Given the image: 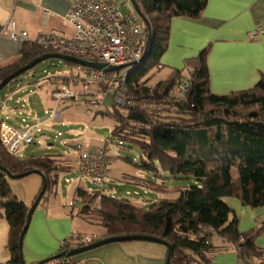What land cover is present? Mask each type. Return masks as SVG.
Returning <instances> with one entry per match:
<instances>
[{
  "label": "trees",
  "instance_id": "obj_1",
  "mask_svg": "<svg viewBox=\"0 0 264 264\" xmlns=\"http://www.w3.org/2000/svg\"><path fill=\"white\" fill-rule=\"evenodd\" d=\"M134 1L146 29L147 51L143 63L128 76L126 87L136 98L155 101L161 109L126 108L113 98L112 109L100 114L114 122L111 134L117 146H137L142 153L135 166L149 179L135 180L134 184L158 194L172 191L177 196L161 197L146 210L122 196L111 198L99 190L88 193L78 186L75 197L82 204L81 213L89 212L99 198L100 203L94 208L105 231L102 238L128 234L159 238L172 250L170 264H212L209 255L216 248L210 242L206 244L212 236L231 244L240 264H264V249L255 245L264 232V222L240 232L237 217L223 201L231 197L243 206L264 207V78L246 91L224 96L211 94L208 45L186 60L183 70H174L165 80L148 85L153 71L162 68L158 66L167 48L170 20L199 19L208 0ZM51 53L24 43L20 58L0 70V82L32 60ZM184 71L189 86L185 99L176 102L172 91L182 82ZM238 109L245 112L241 114ZM108 141L113 145L112 140ZM60 158L64 157L21 160L8 155L0 145V165L11 174L40 171L47 181L45 194L58 184L60 174L71 171L70 166H59ZM28 210L0 172V216L9 225L10 258L5 264H25L18 241ZM89 237L94 242L99 240L95 235ZM69 249L73 247L61 245L58 254ZM58 254L35 264H73L72 258L56 259Z\"/></svg>",
  "mask_w": 264,
  "mask_h": 264
},
{
  "label": "crops",
  "instance_id": "obj_2",
  "mask_svg": "<svg viewBox=\"0 0 264 264\" xmlns=\"http://www.w3.org/2000/svg\"><path fill=\"white\" fill-rule=\"evenodd\" d=\"M68 10L69 0H0V30L10 28L13 22L16 32L27 33L28 42H33L39 36L48 33L69 39L73 36V29L65 24ZM256 25L259 26L257 33ZM23 44L0 34V70L20 58ZM208 45L211 46L207 57L211 94L224 96L252 89L261 78H264V0H208L199 19L172 18L167 48L159 61L162 67L160 70L167 69L170 74L174 70H183L185 61L194 58ZM69 87L73 91L78 90L71 85ZM17 91L18 89L10 90L7 97L0 99V111L3 110L6 100H10ZM30 119L28 114L27 117L21 118V122L25 125L30 123ZM68 122L64 115L61 127L71 126ZM49 125L52 124L48 122L46 128ZM68 128L64 132L67 135L65 138L75 141L74 136L77 133ZM46 146L51 147L52 144ZM71 161L78 167L76 158ZM127 177L128 175H123L121 178L128 184L134 183L133 179L144 180L138 176L129 177L133 179ZM7 181L12 193L29 209L41 189V177L30 174L18 180L7 178ZM57 190L58 184L53 193L48 192L44 195L42 199L45 200L44 203L41 204V200L32 214L22 247L25 264H35L58 254L62 243L72 234L100 237L105 232L93 230L91 223L75 214L71 203L67 206L63 204ZM158 195L160 198L177 196L172 191ZM75 198L74 191L72 199ZM223 201L237 217L240 232L252 229L257 222H264V207L243 206L239 200L231 197L223 198ZM8 236L9 225L0 216V264H5L10 258L7 250ZM209 242L216 248L209 255L212 264H240L231 244L224 243L215 236L209 238ZM255 245L264 249V234L256 239ZM166 253L164 246L148 242L113 243L75 256L71 262L164 264Z\"/></svg>",
  "mask_w": 264,
  "mask_h": 264
},
{
  "label": "built area",
  "instance_id": "obj_3",
  "mask_svg": "<svg viewBox=\"0 0 264 264\" xmlns=\"http://www.w3.org/2000/svg\"><path fill=\"white\" fill-rule=\"evenodd\" d=\"M124 6L125 14L120 11L115 0H69V10L65 19V24L73 29V36L69 39L48 33L39 36L33 42H28L27 33L16 32L13 22L10 28L0 30V34L6 35L13 41L28 42L44 51L86 62L106 64L110 67H125L116 72L105 73L74 65L65 77L71 80L73 88L80 90L76 92L70 87L59 86L52 94L54 106L50 109V119L46 118L45 113L36 119L34 124L26 123L21 128H13L0 122V145L8 155L18 156L22 145H43L42 138L45 137L43 131L46 124L62 122L59 106L79 96H87L86 103L90 107L101 105L106 95L110 94L111 98L123 107L160 111L161 108L158 104L155 105V101L138 99L126 87L128 76L143 63L147 51V37L146 29L130 2L126 1ZM258 31L259 26L256 25L255 33ZM160 67L159 65L158 68ZM188 86L187 80L176 85L172 91L173 101L184 100ZM61 135V132L57 133V137ZM78 137L82 138V143L66 138L58 139L64 155L73 156L78 162V182H87L94 187V190L115 198L116 191L109 188L113 182L108 169L109 150L105 147L90 150L88 127L78 128L76 138ZM108 143L109 141H106V144ZM65 183L70 184L71 180H65ZM92 187H88L86 192L92 193ZM125 195L129 196L130 193L126 192ZM133 195L139 194L133 192ZM93 239L88 235L72 234L62 245L76 248L92 243ZM208 243L209 241L206 242Z\"/></svg>",
  "mask_w": 264,
  "mask_h": 264
},
{
  "label": "rangeland",
  "instance_id": "obj_4",
  "mask_svg": "<svg viewBox=\"0 0 264 264\" xmlns=\"http://www.w3.org/2000/svg\"><path fill=\"white\" fill-rule=\"evenodd\" d=\"M115 1L118 3L120 11L125 14L126 9L124 3L126 1L129 2V0ZM72 68V65H68L64 61L50 59L38 64L32 70L19 76L16 81L8 84L0 91V99L7 97L10 90L18 89V91L14 93L10 100H6L3 110L0 111V122H4L15 128H21L24 125L21 122V118L23 116L27 117L28 114L31 118L29 120L30 124H34L35 120L45 113L46 118L50 119V109H52L54 105L52 94L59 86L69 87V85H72L71 80L65 77ZM152 74L153 77L148 81V85L150 86H154L159 81L165 80L170 74V71L164 69L162 71H153ZM187 76V72H184L181 75L180 81H185ZM77 92H79V89ZM87 101V96H79L74 100L67 101L63 105H60L58 111L61 113V119H64L65 115V117L68 118V123L71 125L67 126L69 127L68 129L74 130L75 133H77L78 128L85 129V127H88L90 150L104 148V145H106L105 148L109 150L108 154L112 157L108 169L112 175L111 178L113 182L109 185V188H113L117 196H122L147 210L153 202L161 198L156 192L147 190V188L143 186L134 183L128 184L122 181L121 177L123 175H128L127 179H133L129 178L130 176H138L144 180L149 179V176L138 170L135 166L142 157L139 148H137V146H131L130 149H126L117 146L118 142L114 140L111 134L115 125L114 122L109 117L100 114L106 112V110L110 111L112 109L110 94H107L102 104L96 107L88 106L86 103ZM15 108H19L21 111H9V109ZM237 112L243 114L245 110L238 109ZM246 112H248V110H246ZM66 128L61 127L59 123L49 125L43 131L45 135V137L42 138L43 145H22L18 157L21 158V160H27L32 157L63 156L64 158H60L59 166H70L71 171L69 173L60 174L58 177L57 194L59 198L62 199L61 202L66 206L68 203H71L76 215L88 223H91L93 225V230L103 233L104 230L100 226L98 217L95 214L96 209L94 208L96 205H99L100 199H96L94 204H91L89 212L86 213H81L83 210L81 209V202L77 198L72 199L74 191L78 186L83 187L85 190L92 186L87 182H78L79 170L77 165L75 163L73 165L71 161L74 160L75 157L64 155L63 148L58 144V139L67 137L64 133L67 131ZM58 132H61V137H57ZM74 137H77V134ZM55 138L56 140H54ZM108 140H112L113 145L111 143L106 144ZM75 142L82 143L83 141L82 138L78 137ZM47 144H52L53 146L47 147ZM68 179L71 180L70 184L65 183V180ZM92 188L93 191H95L94 187ZM54 190L55 187L53 186L50 192L53 193ZM126 192H129L130 195L126 196ZM133 192H138L139 195L135 196ZM144 192H146V194H144ZM168 197L164 198L173 199L171 196ZM44 201L45 200H42L41 204H43ZM262 234H264V232ZM101 236L98 238H102L104 234L102 237Z\"/></svg>",
  "mask_w": 264,
  "mask_h": 264
},
{
  "label": "water",
  "instance_id": "obj_5",
  "mask_svg": "<svg viewBox=\"0 0 264 264\" xmlns=\"http://www.w3.org/2000/svg\"><path fill=\"white\" fill-rule=\"evenodd\" d=\"M129 2L132 5V7L134 8L137 15L141 17V11L139 9L138 4L134 0H129ZM50 59H56V60H60V61H64L66 63L72 64V65H78V66H83V67H87V68H92L95 70L103 71L105 73L116 72V71H119L120 69L125 68L124 66L110 67V66H107L106 64L86 62V61H83V60H80L77 58H73L70 56H65V55H61V54H57V53L44 54L41 57L32 60L30 63L26 64L22 68L16 70L12 74H10L9 76H6L3 80H1L0 91L3 90L12 81L17 80V78L19 76H21V75L25 74L26 72L32 70L38 64H40L46 60H50ZM0 172L5 174L6 177L9 179L18 180V179H22V178H24L30 174H37L42 179L41 189H40L36 199L34 200L33 204L31 205V207L29 208V210L27 212L26 221H25L24 227H23V229L20 233V236H19L18 247H19V250L22 252L24 236L28 230V226L30 224L32 214H33L34 210L37 208L39 202L41 201V199L43 198V196L46 192L47 181H46L45 176L38 170H34L31 172H25L23 174H11L9 171H7L4 167H2L0 165ZM126 242H148V243L166 246L167 247V253H166V258H165L164 264H170V257H171L172 250L170 247H168L165 244V242H163L159 238H155V237L147 236V235H137V234L136 235L128 234V235L105 237V238L99 239L93 243L66 250V251L56 255L55 258L56 259H58V258H64V259L73 258L75 256H78L80 254H83L85 252L97 249V248L105 246V245H109V244H113V243H126ZM46 261L47 260H45L44 262H46Z\"/></svg>",
  "mask_w": 264,
  "mask_h": 264
}]
</instances>
